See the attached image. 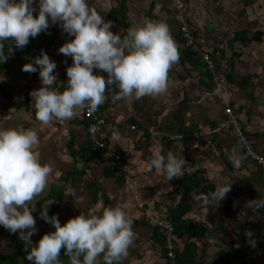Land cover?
<instances>
[{"label": "clouds", "instance_id": "clouds-1", "mask_svg": "<svg viewBox=\"0 0 264 264\" xmlns=\"http://www.w3.org/2000/svg\"><path fill=\"white\" fill-rule=\"evenodd\" d=\"M37 3L38 13L34 14ZM56 23L74 37L59 48L60 53L72 57L62 91L52 87L58 81L54 73L57 63L38 42L41 35L37 36ZM113 23L91 7L89 0H0V63L8 59L3 44L6 39L11 38L12 44L23 48L30 38H35L42 47L41 54L35 56L33 42L31 54L35 58L23 65V70L38 72L41 78L42 87L30 93L39 121L47 124L53 119H70L78 109L95 111L104 103L107 91L113 92L108 101L112 97L114 102L130 97H155L167 91L169 69L179 59L168 24L145 18L121 35L112 31ZM94 69L107 72V77ZM244 129L247 133L245 126ZM39 143L33 128H0V225L13 233L20 230L26 247L31 246L27 258L34 264H61L62 248L70 264H100L101 258L105 264H117L128 255L135 237L134 222L119 204L105 206L102 211L93 206L63 224L58 214L49 215L48 207L43 206L39 215L55 230L33 244L32 236L38 228L28 202L46 188L52 172L51 165L42 163L35 151ZM184 163L185 158L171 150L166 154L156 151L147 159L146 166L149 172L163 170L171 179L181 173ZM230 188L231 185L218 186L209 200L219 202ZM249 206L260 207L262 217L264 200L250 201ZM261 234L264 236V232ZM246 235L251 236V230ZM250 242L249 250L259 248L258 241Z\"/></svg>", "mask_w": 264, "mask_h": 264}, {"label": "rangeland", "instance_id": "rangeland-1", "mask_svg": "<svg viewBox=\"0 0 264 264\" xmlns=\"http://www.w3.org/2000/svg\"><path fill=\"white\" fill-rule=\"evenodd\" d=\"M234 1L239 4L238 7H235V3H233V6L237 8L236 10L229 9L226 15L223 14L221 18L218 16L215 18V22H217L218 25H213L211 28L212 32H215L214 34L209 33L208 36L206 35V37H204L202 35L198 36L197 32H195L200 39L203 49L211 53L215 50L218 52L223 51L224 57L218 54L214 59L217 64V76L219 77V81L214 82L213 88L206 90L200 83L199 74L201 69H203L201 63V66L197 68L192 67L188 63L179 67L180 61L177 60L176 65L179 70H176L174 75L168 76L167 90H169V87L173 89L167 93L166 97L163 98L164 100L159 99L160 101H152L154 104L153 107L151 104L149 105L150 111L155 113L156 107L161 110L164 109L169 103L171 96L174 97L172 98L173 106L167 108L169 112V114L167 113L166 115L167 122L159 121V123L169 128L168 132L171 133L168 134L170 137L169 140L175 141L173 145L174 148H172L171 151L176 153L179 157L185 158V163L187 157L193 154H184L188 146L194 151L196 147H198L194 140L185 142L179 139L181 134L176 135L178 127H182L181 125L186 124L185 126L192 130L196 139L199 137L198 135L204 133L203 136L207 142L208 149L212 147L211 150H209V153L211 152L210 158L212 157V159L219 161L221 156L226 155L227 158L231 159L232 163L235 164L234 159L236 155L231 153L233 152L231 149L233 140H230L233 134L228 127L224 126L226 119L225 109L227 107H231L234 110L242 109L240 110L242 115L238 113L243 119L242 121L246 130L259 133L261 137L258 138L257 141L259 145L264 146V0H253L252 5H246V0ZM220 11L221 9L218 12ZM243 30L251 31V33L262 31L263 36L259 41L253 40L252 43L246 42L242 44L236 42L230 45V41L233 39L234 34ZM221 34L224 35L223 38H221ZM60 56L63 61L66 60L65 55L60 53ZM23 65H25V62L15 64L9 75L0 73V85L5 83L4 86L7 88V92L13 93L12 95L14 98V101L9 102L3 93L4 91L0 88V128L23 127L35 129L40 138V143L35 146V151L38 152L42 163L51 165L52 172L49 175L46 188L28 202L33 208V215L36 217V227L38 228V232L33 234L32 239L39 240L45 233L55 230L52 224L45 221L39 215L43 206L47 207L50 201H44L41 207H39L37 203L50 192L52 185L55 184L58 187L63 185V183L58 180L59 175H61L60 173L65 174L73 165L74 158L70 152L71 150L67 147L70 133L76 137L77 140H75V142L77 144L86 141L89 137L86 130H84L81 125L80 117H77L80 116L78 110L77 114L70 119H53L47 124L33 117L32 109L36 108L30 93L32 90L42 87L41 78L38 72H35L34 76L28 75L25 70H23ZM231 69H234L233 72H231ZM96 72L104 71L96 69ZM105 74H107V72H105ZM246 75H253L254 78L246 89H240L238 83ZM229 77H231L232 81ZM55 88H58L57 82L55 83ZM184 96L188 98L186 101H184ZM168 97L169 99L167 101ZM128 101H130L129 104H124V101H122V104L118 106L117 114H111L113 119L115 116H118V121L116 119V122L106 121V125L109 128L108 130H110L106 138H110L111 143L108 144L112 150L123 147L128 142L133 143V141H135V145L127 146V151L124 153V167L121 168L122 170H116L118 175L123 176V181L118 182L104 174L105 167L108 166L110 168L111 162H107L106 164L98 162L97 164H89L91 165L90 169L87 171L86 175L79 178L76 187H72L69 183L64 186L63 204L58 213V218L62 224L66 223L70 218L79 215L81 212L87 213L88 209L93 206H98V211H102L103 207L107 206L93 199V192L96 186H98V188L102 187V193L109 195L112 206L119 204L126 209L134 222V232L139 230L135 232L138 235H147L148 230L146 227L142 228L144 227L143 225L139 224L137 226L135 219L140 221L146 219L151 223L160 224L165 227L168 225L162 216H158L159 213L155 209V204L160 202L162 205L165 202L167 194L171 189L170 180L163 170L153 169L149 172L146 166L147 159L154 152H161V150L164 149L160 141L163 137L159 131H154L149 144V141L146 139L143 138L145 143H142L139 139V134L144 135V133H146L145 130L150 126L149 122H153L156 119V115L153 113L142 115L143 121H140L142 127L137 126L138 128L133 133H128L125 130L121 131L118 122L126 126L127 119H129L134 109L138 111L139 107H144L146 103H150L149 100L141 102L135 97H132L130 100L128 99ZM19 102L28 103L30 108L27 109V111L23 108H17ZM162 103H164L163 106ZM213 133L220 134L221 136L223 133L228 134V139L230 141L225 139V142L229 144L226 143V145H222L221 148H214L212 145ZM137 142H140L139 145L143 150H139V148L135 147L137 146ZM181 148H183V150H181ZM177 149L180 150L179 153ZM199 149H201V147H198V150ZM162 152L165 153V151ZM237 172L238 170L234 173L223 170L220 175L216 177L221 185H231V188L226 196L219 202L215 201L214 205L218 203L221 208H224V205H226L228 200L238 189V185L248 187L241 188L242 191L240 194H242V196L240 195V198H238V203H240L236 206L239 210L234 215L225 219V226H229L228 224L233 225L237 222L242 224L247 223L250 227L252 226L250 229L254 230L257 228L264 232V227L261 224V211L259 214V207L249 206L250 201L259 200L258 195H253L254 191H261L264 194V187L261 183L259 184L256 182L255 177L252 178L253 181L251 182L247 177V171L242 170L243 173L241 176H239ZM52 202L54 206L58 204L57 201ZM167 204H169V201H167ZM206 207L209 206L206 205ZM245 211H249L250 214L252 213L251 216H248V219H246L245 215L247 214ZM219 217V212L213 210L212 216L209 217L210 224L215 226V223L221 219ZM222 217H224V215ZM200 219L203 220V217L200 216ZM19 231L20 230H17L16 233H13L3 225H0V258L4 257L9 252L7 246H13L18 243L20 237ZM222 233L223 231L215 233L216 240L208 244L209 247L215 246L218 250L217 244L219 240L225 237ZM210 238L211 235H208L207 239ZM134 244L135 243H132V245ZM208 245H204L201 253L204 261H206L207 264H211L216 249H213L212 253L209 254ZM227 245L230 246V243H227ZM223 246L225 245L223 244L220 249L223 248ZM61 250L64 252L63 248ZM228 250L229 253H231V248ZM152 252L156 254V251L152 250L149 255ZM130 253L131 250L129 248L128 255L122 259L126 264H130ZM249 253H251L249 257L250 261L252 260L251 262L257 264L261 261V264H264V251L252 247ZM149 255H142L145 264H149V260L151 259ZM100 264H105L102 258ZM160 264H166V262L163 261V263L160 262Z\"/></svg>", "mask_w": 264, "mask_h": 264}, {"label": "trees", "instance_id": "trees-1", "mask_svg": "<svg viewBox=\"0 0 264 264\" xmlns=\"http://www.w3.org/2000/svg\"><path fill=\"white\" fill-rule=\"evenodd\" d=\"M246 5H252L253 0H246ZM126 1L122 0L120 3V6L118 9H114L111 14L114 17L121 18V23L124 22V19L126 17ZM198 35V34H197ZM263 36L262 31L251 33V31L243 30L236 32L233 36V39L230 41V45H233L236 42L245 44L246 42L252 43L253 40L259 41L261 37ZM74 37H70L66 32L63 31L59 23L51 24L49 29L47 31H42L41 37L38 39V42L42 45H44L45 51H48V49L56 50L59 54L56 55L60 58L61 64H62V74L61 77L65 79L67 82V72L66 68L67 66L71 65V59L70 56H65L67 63L63 61L62 57L60 56V53L58 52L59 48L69 39H72ZM178 40L181 43L182 50L180 51L181 60L183 63H188L192 67L197 68L200 65V63L194 58L193 54L189 51L187 46H185V42L183 38L181 37V34L179 33V37H177ZM36 40L35 38H30V42L24 46L23 48H18L15 46V44H12L11 38L6 39L3 41L4 44V51L6 54H8V59L4 61L3 63H0V73H6L9 75L14 67L15 64L19 63H29L34 60V56L31 54V44ZM55 51V52H56ZM56 53V54H57ZM211 53V52H210ZM218 54L220 56L224 57L223 51H214L211 53L213 59H215ZM62 55H65L62 53ZM234 69H231V72H233ZM96 72V70L94 69ZM28 75L34 76L35 72L25 71ZM200 83L207 87V88H213L214 86V79L210 72H204L201 69L200 72ZM107 77V76H105ZM254 78L253 75H246L242 78V80L239 81L238 87L240 89H246L249 84L251 83L252 79ZM229 79L232 81L231 77ZM228 79V80H229ZM5 83L0 85V88L4 91L3 93L7 97V99L10 101H14L13 93L7 92V88L4 86ZM52 87H55V84L52 85ZM107 87V85H106ZM118 91V89H115ZM184 101H186L188 98L184 96ZM120 101V100H118ZM118 101H113L112 97L111 99L103 106L100 107V114L101 117L108 122H116L115 118L111 117V111H113L114 106ZM188 102V101H187ZM185 102V103H187ZM184 104V103H182ZM233 106V104H232ZM17 108H23L25 111L30 108V105L25 102H19L17 105ZM234 110V109H233ZM242 109H235L234 112L239 116L241 120V111ZM80 112L81 119V125L84 130H87V128L90 126V121H88L83 113L82 109H78ZM241 114H239V113ZM32 115L35 119L36 118V109H32ZM226 118V117H225ZM140 121H143L140 117L134 118L133 116H130L129 119H127V125H122L118 122L120 126V130H125L128 133H133L135 130L139 127H142V124ZM149 127L145 130L146 133L144 135L139 134V139L142 143H145L144 139L147 141L152 139V133L154 131H159L160 133L164 134H171L169 133V128L166 127L164 124H160L158 120H154L153 122H149ZM160 125V126H159ZM132 126H136L137 128L135 130L132 129ZM182 127H178L177 134H181V138L183 141L187 140H194L196 145L198 147H201L202 153H196L190 157H187L186 163H184L183 169L181 173L170 180V184L173 187L172 190L167 194V201H169V204L164 203L162 208L160 207V202L155 204V209L158 211V216H162V218L168 223V225H173V239L175 240V249L174 252V258L170 256V252L167 249L166 245L168 243V239L165 236V228L164 226H161L160 224H154L151 223L148 220H142L140 224H142L144 227L147 228L148 234L151 238V240L160 246V256L162 259H164V262L166 264H207L206 261H204L202 257V248L203 246L207 245L208 242L204 240L208 234H211L215 231H221L222 227L225 223V218H221L218 222L215 223V226L211 225L209 222V217L212 216L213 210L217 207L218 209L221 208L220 204L214 205V200H209V196L211 193H213L217 185L213 182H211L210 177H208L209 171L206 168V165L204 161L208 159L211 156V152L209 153V150H211L212 147L208 149L207 142L204 139L203 134L201 133L198 135L199 137L196 139L194 134L192 133V130L189 127H186L185 125H181ZM171 132V131H170ZM248 136L251 138V140L254 142L256 149L261 153L264 154V146L259 145L258 138L261 137L259 133H253L247 130ZM137 135V134H136ZM162 136V135H161ZM164 135L163 138L160 139L161 145L167 147L170 150V146L175 144V141L168 140ZM221 135L217 133H213L212 138V145L214 148H219V137ZM144 138V139H143ZM168 141H165V140ZM76 137L70 133L69 141L67 143V147L69 150H71V154L74 158L73 165L66 171V173H60L58 180H60L63 185L57 186L52 185V188L48 194H46L40 201H38L37 205L41 207V204L44 201H50L48 207L49 215L52 214H58L61 210V206L63 204V189L64 186L69 183L72 187L77 186V181L79 178H81L83 175L87 174V171L90 169L89 164L94 163H102L106 164L107 162H112L111 158H108L102 153L97 146L91 143L89 139H86V141L79 142L77 144L75 142ZM107 143L110 142V138H106ZM135 142V141H134ZM140 142H137L136 148L140 147ZM198 147H196L198 149ZM231 149L233 150V153L236 155L234 161L235 164L232 163L231 159L228 158V160H225V156H221L222 160L218 161V164H220L222 170H228L233 171L235 168L239 167V171H247L248 173V179L252 182V178L255 177L256 182L259 184L261 183L264 187V173L259 165H257L254 162H250L248 158L245 156L239 141L237 137L234 138L233 144ZM119 155H121L124 158V153L119 152ZM224 158V159H223ZM236 161H239V163H236ZM242 161L249 162L252 164H255L257 166L256 171H249L247 168H245L242 165ZM190 166L192 170L188 168ZM111 168V167H110ZM108 166L104 169V174L107 175L110 178H113L117 180L118 182L123 181V176H120L116 173V171L110 169ZM226 168V169H224ZM243 173V172H242ZM63 174V175H62ZM257 177V178H256ZM116 181V182H117ZM54 187V188H53ZM238 189L234 192L233 196L228 200L227 205H224V208H227L229 213H233L236 211L232 206L238 202V198H240V195L242 196L241 188H248L245 186L238 185ZM102 188V187H101ZM98 188L96 186L95 191L93 192V199L94 201L98 202L100 201L104 205H111V200L109 198L108 194L102 193V189ZM256 189V188H255ZM55 190V191H54ZM238 191V192H237ZM194 192V193H193ZM253 195H258L259 199L264 200V194L261 191H257L253 193ZM52 201H57L58 204L56 206L53 205ZM207 201V202H206ZM214 201V202H211ZM218 202V201H217ZM209 205L208 209L210 211L206 213L204 211V207L206 205ZM203 209L204 218L201 220L199 218L200 211ZM259 210L261 211L260 207ZM208 211V210H207ZM248 216H251L249 211H245ZM196 213V216H195ZM161 214V215H160ZM164 215V216H163ZM136 223H139L138 220ZM215 227V228H213ZM218 228V229H217ZM147 234V235H148ZM187 238L188 241L185 240ZM238 239L244 244L246 247L245 251L236 252V260H238V264H255L254 262H251L249 257L251 255L249 246L251 244L250 241L255 240L259 242V248L257 250L264 251V236L261 234V231L259 229H254L251 236H245L242 233L238 234ZM33 244L38 243L39 240L32 239ZM230 246L227 248L224 247L220 249L216 254V259L214 261V264H228L229 260H231L229 249ZM7 250L9 251L7 255L0 258V264H34L33 261L28 260L27 255L28 252L31 250V246L26 247L25 241H23L20 237L18 239V243L15 245L7 246ZM61 264H70L69 257L65 255V252L61 250L60 254ZM262 262L259 261L257 264H261ZM117 264H123V261L117 262Z\"/></svg>", "mask_w": 264, "mask_h": 264}, {"label": "crops", "instance_id": "crops-1", "mask_svg": "<svg viewBox=\"0 0 264 264\" xmlns=\"http://www.w3.org/2000/svg\"><path fill=\"white\" fill-rule=\"evenodd\" d=\"M125 1H126V13H125L126 17H125L123 23L120 22L121 18H118V17L116 18V17L112 16V14H111V12L114 9L119 8L122 0H89V5L91 7H95L98 11H100L101 15L104 16L105 20H112L114 22L113 26H112V31L114 33L119 32L121 35H123V34L126 35L127 30L130 27H133V26H136V25L143 23L145 18H149V19H152L155 21L166 22L169 26L171 34H172V36L176 42V45H177V49L179 52L178 61H180L179 67L182 66L183 64H186V63H183L181 60L180 51L182 50V47L180 46L181 43L177 38V37H179V23L175 20V13H174V9H173L174 4H173L172 0H125ZM186 2H187V6L185 9L186 16H188V19L191 21L192 25L194 26L198 36L202 35L204 37H206V35L208 36L209 33L210 34L215 33V32H212L211 28L213 25L214 26L218 25V23L215 22V20H216L215 18H217V16L219 18H221L223 16V14L226 15L228 13L229 9L236 10L237 8H235V7L239 6L238 2H236L234 0H186ZM233 3H235V7L233 6ZM220 9H221V11L218 12ZM226 28H227V26H226ZM223 37H224V35L221 34V38H223ZM51 51L54 54L57 53L56 50H55L56 52L54 50H51ZM56 55L59 56L58 53ZM176 70H179V69L176 65V62H174L169 69L168 76L174 75ZM102 73H104L103 74L104 76L108 75V74H105V72H102ZM200 77H201V75H200ZM203 87L206 90H209V88H207L205 86H203ZM171 89H173V88L169 87V90H167L165 93H163L159 96H155V97L144 96L142 98H138L141 102L149 100L150 103H146V105L144 107H142V106L139 107L138 111H136L134 109L131 112V116H133L134 118L140 117L141 119H143L142 115L153 113L156 115V120H158L160 122H167L166 115H167V113L169 114L167 108H170L173 106V103H172V98H174L173 96H171L169 103L167 104V106L164 109L161 110L160 108L158 109V107H156L155 113L150 111L149 105L151 104V106L153 107L154 104L152 103V101L153 102L160 101L159 99L164 100L163 98L166 97L167 93H169L171 91ZM131 98L132 97L127 98V99H121L120 101H118V103L115 104L113 111H111V112H113L112 114H117L118 106L120 104H122V101H124V104L125 103L129 104L130 101H128V99L130 100ZM168 99H169V97L167 98V101H168ZM163 105H164V103H162V106ZM115 119L118 121V116H115ZM164 135H166V134L163 133L162 136L164 137ZM232 136H231L230 140H234V138H235L234 134ZM165 137L167 138L168 136L166 135ZM225 139L230 141L228 139V134L223 133L222 136L219 137V143H220L219 148H221L222 145H226L227 142H225L226 141ZM150 141L151 140H149L148 144L150 143ZM187 141H191V140H187ZM156 142L159 143L158 141H156ZM227 144H229V143H227ZM232 144H233V142H232ZM131 145H135V142L134 141H133V143L128 142L123 147H118L116 149H113V151H117L118 153L119 152L125 153V151H127V146H131ZM162 148H164V149H162L161 152L165 151V154L169 151V149L165 146H163ZM172 148H174L173 145L170 146V150H172ZM139 150H143V148L140 146ZM181 150H183V148H181ZM179 152H180V150H178V153ZM194 152L202 153V150L201 149L198 150L196 148L194 151L190 146H188V148L186 149L184 154L185 155H187L189 153L194 154ZM231 153H233V152H231ZM220 160H222V157L220 158ZM225 160L226 161L228 160L227 156L225 157ZM204 163L206 165L205 169H207L209 171V174H210V175H208V177H210L209 180H211L212 183L214 182L217 185V187L221 186V183H219L216 179V177L220 175L221 171H223L221 169L220 164H218V161L212 159V157L211 158L209 157L208 159H206L204 161ZM242 165L251 172L256 171L255 169H257V166L255 164H252L249 162L242 161ZM188 168L190 170H192V168L190 166H188ZM238 169H239V167L235 168L233 171H230V172L234 173ZM237 174H239V176H241L242 170L241 171L238 170ZM170 187H171L170 190H172L173 187L171 185H170ZM167 200L168 199H166L164 203H166ZM157 203H159V202H157ZM239 203L236 202L232 206L234 209H236V211H234L233 213H229L227 208H223V207L219 208V209L216 207L215 210H217L219 212V215H220L219 218L225 217V219H226L227 217L234 215L239 210L238 207H236L239 205ZM205 205H206V203H205ZM226 205H227V203H226ZM163 206L164 205H161L160 207L162 208ZM203 209L206 213H208L210 211V209H208V207H204ZM203 209H201V211H200L199 218H200V216H202L204 218L205 213H203ZM223 215H224V217H222ZM195 216H196V213H195ZM245 216H246V219H248L247 215H245ZM137 220L138 219H135V223ZM138 222L139 223H136L137 226L140 224L141 221L138 220ZM225 223H226V220H225ZM225 223H224V226H225ZM140 225H142V224H140ZM228 225L229 226H225V227L223 226L222 227L221 231H223L222 234H224L225 237H223V239L219 240V242L217 244L218 250L216 249L215 246L209 247L208 244L215 242V240H216L215 233H218L221 231H215V233L208 234V235H211V238L207 239V237H206L204 239L208 242L207 245H208V249H209V254L212 253L213 249H216L215 256H214L213 262L211 264H214V261L216 259V254L220 250V247L223 244L225 245V246H223V248H224V247L228 246L227 243H230V248H231L230 254L231 255L230 254L229 255L231 257V260H229L228 264H238L239 262H238V260H236V257H237L236 252L246 250V247L244 246V244L238 239V234L242 233L245 236H248V235H246V233L249 230H251V232H253V229H250L252 226L250 227L249 225H247V223L242 224L239 222H237L233 225H230V224H228ZM142 228H145V227H142ZM213 228H215V227H213ZM138 231L139 230H137L135 232H138ZM185 240L188 241L187 238H185ZM133 243H135V244L130 246V250H131V253H130L131 259L129 261L130 264H145L144 257H142V255L143 254L149 255V253L152 250H155L156 254L152 252L149 255V258H151L149 260V264H160V262L163 263L164 259H162V257L160 256V246L158 244H155L151 240L149 234L148 235H138L137 233H135ZM219 245H221V246H219ZM123 264H126V263L123 261Z\"/></svg>", "mask_w": 264, "mask_h": 264}, {"label": "built area", "instance_id": "built-area-1", "mask_svg": "<svg viewBox=\"0 0 264 264\" xmlns=\"http://www.w3.org/2000/svg\"><path fill=\"white\" fill-rule=\"evenodd\" d=\"M174 6V13H175V19L179 23V33L181 34V37L183 38L185 42V46L189 49V51L193 54L194 58L201 63L203 71L204 72H210L214 78V81H219V77L217 76V66L212 58L209 51L203 49L201 46L200 39L196 35V31L191 23V21L188 19V16L185 14V9L187 6L186 0H172ZM38 8V3L35 5ZM41 33H39L37 36H40ZM36 36V37H37ZM42 47L39 45L38 42L34 41L33 45V54L35 56H38L41 54ZM51 59L56 61L57 68L54 69V73L57 74V86L62 91L63 87L66 86V81L61 77V62L60 59H58L55 54L48 50L47 52ZM113 92L107 91L106 92V99L104 103L99 105L98 109L95 111H88L87 109H83L84 116L87 120L90 121V126L87 129V134L89 137V140L97 146V148L104 153V155L108 158H111L112 164L111 169L116 170H122L124 166V158L116 154L109 146V144L106 141L107 135L110 133V130H108V126L106 125V122L102 119L100 114V107L103 106L109 99ZM225 125L230 128V130L236 135L239 144L245 154V156L248 158V160L252 162H256L260 168L262 169L264 173V155L259 153L255 147L254 142L251 140V138L248 136V134L245 132L244 125L239 118V116L234 112V110L231 107H227L225 109ZM137 127L132 126V129L135 130ZM160 134V133H159ZM182 137V136H181ZM180 137V138H181ZM179 138V139H180ZM169 140L170 137H167ZM261 224L264 226V207L262 208V217H261ZM163 226V225H161ZM165 228V236L168 239V243L166 245L167 249L170 252V256L174 258V252L175 249V240L173 239V225H166ZM172 244V246H171ZM256 244V243H255ZM253 246V244L251 245ZM255 246V245H254Z\"/></svg>", "mask_w": 264, "mask_h": 264}]
</instances>
